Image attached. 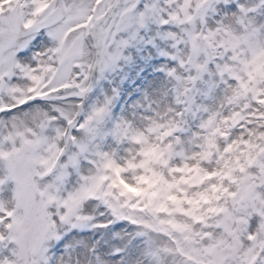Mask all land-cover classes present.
Returning a JSON list of instances; mask_svg holds the SVG:
<instances>
[{"label": "snow or ice", "instance_id": "obj_1", "mask_svg": "<svg viewBox=\"0 0 264 264\" xmlns=\"http://www.w3.org/2000/svg\"><path fill=\"white\" fill-rule=\"evenodd\" d=\"M0 264H264V0H0Z\"/></svg>", "mask_w": 264, "mask_h": 264}]
</instances>
